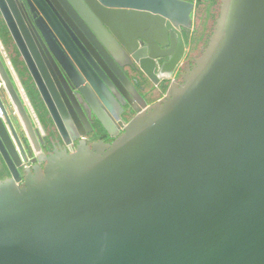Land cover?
<instances>
[{"label": "water", "instance_id": "water-1", "mask_svg": "<svg viewBox=\"0 0 264 264\" xmlns=\"http://www.w3.org/2000/svg\"><path fill=\"white\" fill-rule=\"evenodd\" d=\"M195 7L196 0H0L8 33L69 146L42 151L45 131L0 40L37 145L30 156L0 96V158L9 173L0 180V264H264V0H221L206 46L178 84L173 76L186 54L180 28L192 29ZM75 24L112 53L142 108L112 143L72 149L64 89L80 110L57 41L75 51L72 42L84 41ZM114 38L129 64L109 46ZM125 65L154 86L171 83L148 105ZM5 70L0 58L26 113ZM96 91L111 111L110 94ZM79 93L112 135L93 96L82 86Z\"/></svg>", "mask_w": 264, "mask_h": 264}, {"label": "flooded vegetation", "instance_id": "flooded-vegetation-1", "mask_svg": "<svg viewBox=\"0 0 264 264\" xmlns=\"http://www.w3.org/2000/svg\"><path fill=\"white\" fill-rule=\"evenodd\" d=\"M56 9L59 10L58 8ZM63 11L66 12V10ZM75 26L82 34L84 39V41L83 40L80 41V45H78L75 42H72L75 51H72L71 54L68 53V51L64 48V46H62V44L57 41V45L63 51L65 60H67L70 70V75L66 71H64L61 67H59L60 71L65 79L66 84L68 85V88L70 89V91L74 96L77 107H79L80 112H82L81 115L80 112L77 110L76 106L74 105V103L72 102V100L69 98L68 93L64 89V92L68 97V104L64 103L66 105V109L68 112L69 125H70L67 131L71 139L73 136H75V139H72V143H71L72 149H75L81 144H85L87 146L92 147L93 145L98 143H112L116 138H118L122 134L123 126L125 125V123H127L136 114V112L142 108L137 96L134 95L130 86H128L127 82L123 79V76L119 75L115 64L116 60L112 55V53L106 50L105 48H103L100 43L94 41L93 38L81 26H79L78 24H75ZM191 30L189 31L186 28L185 29L180 28L183 39L185 40V44H186V54L182 59V61L180 62V64L178 65V67L176 68L175 74L173 76V79H176L178 84L182 83L181 75L186 71V69L189 66H192L191 63L186 60V56L188 53V45L186 39H187V35L191 32ZM114 41L117 44L113 42H108L109 46L116 53V55L120 57L119 59L122 62L129 64L131 62L130 54L117 41V39L114 38ZM178 43H179L178 39H175V49L178 48ZM141 48H143L142 44L138 42V50ZM194 59L195 58L193 57L190 59V61L194 62ZM165 60L166 59L163 58L162 60H160V63H163ZM120 69L123 72V74L129 79L134 89L141 95V97L148 105L160 99L159 98L153 102L147 101L145 97L146 87L142 85L140 80L134 75V71L137 70L136 68H131V66L125 65L123 67H120ZM108 73L113 75L121 83L128 98L132 101L135 110H133L130 107V103L128 99L126 100V98L122 97L119 92L113 91L109 87V85L105 81V79L108 80L107 78ZM144 78L152 86H154L145 76ZM74 81L78 82V86ZM166 82L168 83L167 85L168 87L171 83V79L170 80L160 79L158 86H154V87L159 88ZM80 86L85 88V90H87V92L93 96L95 102L104 111L106 115L107 125L109 129L113 132L112 135L108 134V132L104 129L101 122L94 116L92 111L89 109L88 105L85 103L84 99L79 93ZM96 89H99L102 93L105 90L110 94L111 98L107 97L106 94L103 93L106 98V102L111 107V111L110 110L107 111L108 109L106 108V104L98 96ZM69 107L73 110V113L77 118V123L74 121V117L71 114ZM128 116L130 117V119H127ZM63 121L64 123H66L65 119H63ZM51 124L54 127L52 120H51ZM55 133L57 137L51 140L53 146L52 153L56 149L66 148L65 145L60 140V137L56 129H55ZM67 148L69 149V146H67ZM52 153L47 154V156L51 155Z\"/></svg>", "mask_w": 264, "mask_h": 264}, {"label": "trees", "instance_id": "trees-1", "mask_svg": "<svg viewBox=\"0 0 264 264\" xmlns=\"http://www.w3.org/2000/svg\"><path fill=\"white\" fill-rule=\"evenodd\" d=\"M220 4L221 0H196L193 29L187 35L186 39L188 45L186 60L189 61L192 66L194 62H191L190 59L193 57L197 58L201 54L203 47L206 46L207 41L213 32L215 21L219 15ZM0 40L45 131V136L43 138L44 145L41 146L42 150L46 155L50 154L52 153L53 148L51 140L57 137L55 129L51 124V120L48 116L46 108L34 86V83L20 54L15 47L14 42L8 33L1 16ZM134 75L140 80L141 84L146 87L145 97L148 102H153L162 97L167 88V82L161 87L156 88L152 86L138 70L134 71ZM127 119H130V117L128 116ZM43 165L44 163L42 166ZM8 176V170L0 158V180H4Z\"/></svg>", "mask_w": 264, "mask_h": 264}, {"label": "rangeland", "instance_id": "rangeland-1", "mask_svg": "<svg viewBox=\"0 0 264 264\" xmlns=\"http://www.w3.org/2000/svg\"><path fill=\"white\" fill-rule=\"evenodd\" d=\"M3 50L2 47L0 45V58L6 68L5 71L8 72V75L10 76V81L18 95V97L20 98V106L21 104L24 106V108L26 109V113H24L22 110V113L17 109L15 101L13 100L11 94L9 93L8 87L6 85V80L3 78V75L0 71V96L4 102V104L7 107V110L12 118V121L14 122V124L16 125L17 129H18V133L20 135V138L22 139L24 146L28 152V154L31 156L32 153L34 152V142L33 140L36 141V136L35 134H33V130L34 128H36V125L33 122L32 116L29 113V111L27 110V106L25 103V99L23 97H21L17 91V87L15 86V82H14V78L11 76L8 67L6 65V61L3 58ZM21 109V108H20ZM32 124V131H28L27 130V124L29 123Z\"/></svg>", "mask_w": 264, "mask_h": 264}, {"label": "bare ground", "instance_id": "bare-ground-1", "mask_svg": "<svg viewBox=\"0 0 264 264\" xmlns=\"http://www.w3.org/2000/svg\"><path fill=\"white\" fill-rule=\"evenodd\" d=\"M14 101H15V104H16L17 109L19 110V104H18V102H17L16 100H14ZM27 130L30 131V130H29V125H28V124H27ZM33 142H34L35 149H37V145H36L35 140H33Z\"/></svg>", "mask_w": 264, "mask_h": 264}, {"label": "built area", "instance_id": "built-area-1", "mask_svg": "<svg viewBox=\"0 0 264 264\" xmlns=\"http://www.w3.org/2000/svg\"><path fill=\"white\" fill-rule=\"evenodd\" d=\"M0 116H2V112H1V109H0Z\"/></svg>", "mask_w": 264, "mask_h": 264}]
</instances>
